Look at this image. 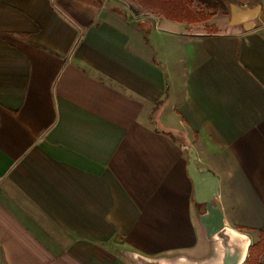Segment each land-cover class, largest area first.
I'll return each instance as SVG.
<instances>
[{"label":"crops","instance_id":"0c3cea01","mask_svg":"<svg viewBox=\"0 0 264 264\" xmlns=\"http://www.w3.org/2000/svg\"><path fill=\"white\" fill-rule=\"evenodd\" d=\"M234 2L259 6L252 30L137 0H0V264L205 256L189 147L225 225L264 240V0Z\"/></svg>","mask_w":264,"mask_h":264},{"label":"water","instance_id":"95a60500","mask_svg":"<svg viewBox=\"0 0 264 264\" xmlns=\"http://www.w3.org/2000/svg\"><path fill=\"white\" fill-rule=\"evenodd\" d=\"M259 12V6L242 8L230 6V25H241L244 30H252ZM187 173L193 184L194 200L204 204L199 221L209 239L210 250L201 258H191L183 254L149 257L126 250L125 256L133 264H243L250 247L247 234L225 225L224 214L214 203L218 193L219 179L204 166L196 164V153L192 147L187 151Z\"/></svg>","mask_w":264,"mask_h":264},{"label":"trees","instance_id":"16d2710c","mask_svg":"<svg viewBox=\"0 0 264 264\" xmlns=\"http://www.w3.org/2000/svg\"><path fill=\"white\" fill-rule=\"evenodd\" d=\"M139 4L143 5L147 9L158 12L164 15L166 18L175 20L178 22H187L188 24L200 22L209 19L211 13H193L187 0H137ZM207 7L220 6L221 8H227L231 5H235L234 0H201ZM213 31H217L215 27H211ZM159 103L155 104L154 110ZM153 115V112H152ZM262 232L260 231V235ZM264 248L263 237L259 241L250 245L248 254L244 264H257L259 257L262 254Z\"/></svg>","mask_w":264,"mask_h":264},{"label":"rangeland","instance_id":"374dc122","mask_svg":"<svg viewBox=\"0 0 264 264\" xmlns=\"http://www.w3.org/2000/svg\"><path fill=\"white\" fill-rule=\"evenodd\" d=\"M186 3L189 5L190 9L193 11V13H211L212 16L217 15V17L213 20V22L217 25L224 24V20L230 19V8L229 6L227 8H221L220 6L216 7H207L204 2L201 0H187ZM211 16V17H212ZM201 22V21H200ZM195 30H204V22L199 23L198 25L194 26ZM146 39L150 41V43L153 42V35H146ZM215 202V200H214ZM204 210V209H203Z\"/></svg>","mask_w":264,"mask_h":264}]
</instances>
